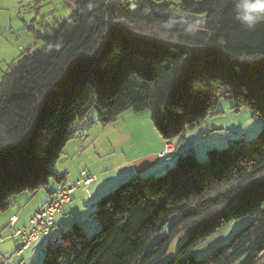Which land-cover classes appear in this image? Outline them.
<instances>
[{
	"label": "trees",
	"instance_id": "trees-1",
	"mask_svg": "<svg viewBox=\"0 0 264 264\" xmlns=\"http://www.w3.org/2000/svg\"><path fill=\"white\" fill-rule=\"evenodd\" d=\"M235 2L180 0V8L203 16L196 18L166 15L164 0H72L70 16L43 36L44 46L10 65L0 84L3 211L27 190L56 191L52 178L64 188L57 163L94 108L102 124L127 110H149L166 139L218 113L222 100L263 122L254 139L209 147L202 160L189 149L162 175L121 182L96 201V233L87 235L73 221L53 236L54 226L42 264H154L178 236L180 245L163 264L260 263L264 22L247 29L234 15ZM175 215L168 233L148 248ZM246 216L251 220L229 242L195 259L196 246Z\"/></svg>",
	"mask_w": 264,
	"mask_h": 264
},
{
	"label": "rangeland",
	"instance_id": "rangeland-1",
	"mask_svg": "<svg viewBox=\"0 0 264 264\" xmlns=\"http://www.w3.org/2000/svg\"><path fill=\"white\" fill-rule=\"evenodd\" d=\"M164 1L170 4L165 11L166 15L203 17L180 8V0ZM71 4L72 0H0V84L14 61L27 51L44 46L43 36L53 34L59 24L70 16ZM234 106L233 101L222 100L217 108L218 113L196 123L195 127L188 123L181 133L170 139H166L153 124L149 110L140 112L127 110L115 121L102 124L97 120V110L92 109L86 120L82 121L86 125L82 133L79 131L77 136L68 142L66 151L57 163V169L61 175L67 172L66 181L63 182L65 184L78 179L83 169L98 178V181L76 190L72 201L62 208V214L58 217L67 218V222L81 221L87 235H92L101 227L97 217L96 201L102 196H97V191L95 192L92 186L108 182L113 183L111 190L117 187L121 182L116 181L130 170H121L122 173L119 175L121 164L132 165L141 158L152 155L159 147L165 149L167 144H170L171 150L168 153L176 152L172 143L179 147V151H185L192 142L197 158L202 160L209 147H225L229 140L239 137L247 140L256 138L262 130L261 118L255 116L247 107L237 109ZM188 121L190 119L184 120V124ZM119 135L126 137L118 141ZM170 158L176 160L175 163L169 161L173 163L171 167L176 165L178 154L163 157L159 166ZM164 173L161 172V175ZM49 184L50 188L59 186L54 178ZM47 197V188L41 186L36 192L27 190L12 197L11 206L5 211L0 209V264H42L49 237L41 236L22 255H18L20 240L14 236L9 220L13 213L18 214L23 220L29 219L35 209L44 204ZM178 217L179 215L173 216L163 229L152 237L148 248L168 233L170 226ZM250 220L251 217L246 216L224 224L216 233L195 247V259H201L214 249L225 245ZM20 226L21 222L16 224V227ZM61 227H64V223ZM57 228L59 230L60 226ZM180 238L181 236L176 237L168 253L154 264H163L171 258L180 245ZM259 264H264V256L261 257Z\"/></svg>",
	"mask_w": 264,
	"mask_h": 264
},
{
	"label": "built area",
	"instance_id": "built-area-1",
	"mask_svg": "<svg viewBox=\"0 0 264 264\" xmlns=\"http://www.w3.org/2000/svg\"><path fill=\"white\" fill-rule=\"evenodd\" d=\"M169 146L170 144H167L165 147V152L167 151V153L171 151ZM94 180L95 176L83 169L75 184L50 192L47 205L37 211L26 225L16 227L20 218L18 214H12L9 220V226L14 232V236L20 240L21 244L17 254L22 255L36 243L41 236L50 235L56 224L57 214L67 203L72 201L76 190L82 186L91 185Z\"/></svg>",
	"mask_w": 264,
	"mask_h": 264
},
{
	"label": "crops",
	"instance_id": "crops-1",
	"mask_svg": "<svg viewBox=\"0 0 264 264\" xmlns=\"http://www.w3.org/2000/svg\"><path fill=\"white\" fill-rule=\"evenodd\" d=\"M86 120V119H85ZM84 120V121H85ZM97 120H98V117H97ZM77 127L80 129V133H82V130H84V127H86V125H84V123L83 122H79L78 124H77ZM122 137L123 138H125L126 136H118V138H117V140L118 141H120L121 139H122ZM184 137V136H183ZM170 142H172V141H170ZM211 142H214V141H211ZM172 146H174L175 148H176V152L175 153H164L163 151H165V149H160V147L159 148H157V149H155V150H157V151H155L152 155H150V156H146V157H143V158H141L140 160H138V161H136V162H134L132 165H127V163H123V164H121L120 165V169H119V175H121V173L122 172H120L121 170H124V169H130L129 171H127L125 174H122V176H120V178L118 179V181H116V182H123V180H127V178H131L132 176H134V175H136V174H140V175H143V174H148V173H152V174H161V172H165V169H167L169 166H171V164H173V163H175L176 162V160L174 159V158H170V159H168V160H166V162H164L163 164H161L162 166H159V163H161L160 161V159H162L163 157H171L172 155H177L178 154V157H179V155H182V154H184L187 150H189V149H191V150H193L194 151V147L193 146H195L194 144H193V142L192 143H190V145H188L187 146V148H186V150L184 151H179L180 149H179V147H177V146H175V144L174 143H172ZM165 148V147H164ZM65 151H66V148H65ZM64 151V152H65ZM157 153V154H156ZM156 154V155H155ZM61 159V158H60ZM170 160H172L173 161V163H170L169 161ZM158 170V171H157ZM60 172V171H59ZM158 172V173H157ZM67 172H65L64 174H66ZM101 177V175L99 176V178ZM97 179V180H96ZM78 179H76V180H74V181H72V183L71 182H68V183H66V185L64 186V187H68V186H72L73 184H75L76 183V181H77ZM98 181V178H95V180H94V182L91 184V185H93V184H95L96 182ZM105 183H107V184H103V183H100V185H94V186H92V188L95 190V192L97 193V196H101V195H103V194H105L106 192H108V191H110L111 190V188H112V186H113V183H108V182H105ZM115 184V183H114ZM118 184V183H117ZM61 188H63V186H57V187H51V189L52 190H59V189H61ZM48 202V197H47V199H46V201L44 202V204L42 205V206H39V207H37L36 209H35V212L33 213V215L38 211V210H40L44 205H45V203H47ZM14 214V213H13ZM59 214H62V210L57 214V217H56V224H55V228H54V230H53V232H52V235L54 236L55 235V233L57 232V230H58V228H57V226H60V228H65V227H67V225L69 224V223H71V221H66L67 220V218H60V217H58L59 216ZM32 215V216H33ZM31 216V217H32ZM31 217L29 218V219H26V220H23V219H21L20 218V216H19V221H18V223L17 224H19V222H21V225H26V224H28L29 223V220L31 219ZM78 223H80L81 221H78V220H76ZM64 223V227H61V225ZM81 224V226H82V223H80ZM59 231V230H58ZM51 235V236H52ZM45 237H49V239H50V235H47V236H45Z\"/></svg>",
	"mask_w": 264,
	"mask_h": 264
},
{
	"label": "clouds",
	"instance_id": "clouds-1",
	"mask_svg": "<svg viewBox=\"0 0 264 264\" xmlns=\"http://www.w3.org/2000/svg\"><path fill=\"white\" fill-rule=\"evenodd\" d=\"M234 15L247 29L264 22V0H236Z\"/></svg>",
	"mask_w": 264,
	"mask_h": 264
}]
</instances>
